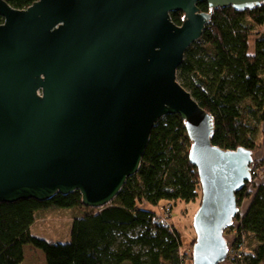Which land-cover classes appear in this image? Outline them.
<instances>
[{
	"label": "water",
	"instance_id": "1",
	"mask_svg": "<svg viewBox=\"0 0 264 264\" xmlns=\"http://www.w3.org/2000/svg\"><path fill=\"white\" fill-rule=\"evenodd\" d=\"M264 0H0V203L78 191L110 204L136 174L158 120L180 115L191 140L200 205L192 264L227 259L235 192L251 180L252 151L211 143L213 117L177 79L210 14ZM182 12L175 24L170 14Z\"/></svg>",
	"mask_w": 264,
	"mask_h": 264
},
{
	"label": "trees",
	"instance_id": "2",
	"mask_svg": "<svg viewBox=\"0 0 264 264\" xmlns=\"http://www.w3.org/2000/svg\"><path fill=\"white\" fill-rule=\"evenodd\" d=\"M5 1L26 9L37 0ZM197 6L210 14V20L200 39L187 49L177 79L212 115L214 146L246 147L253 152L257 125L264 122V2L243 10L211 9L205 1ZM170 16L175 24H182V12ZM252 35L253 53L249 50ZM191 145L180 115L169 114L153 127L138 172L105 207L84 206L78 191L58 193L47 201L0 203V264H23L25 245L40 249L45 264H192V252H180L181 235L175 226L164 227L156 212L145 208L201 201L197 168L189 162ZM262 167L264 157L254 158L251 169ZM256 176L235 192L238 208L248 198L250 203L243 213L238 209L224 230L235 234L233 246L243 237L250 239L247 251L234 258L235 264H264V183L256 186ZM48 207L80 211L69 241H48L31 234V225Z\"/></svg>",
	"mask_w": 264,
	"mask_h": 264
},
{
	"label": "rangeland",
	"instance_id": "3",
	"mask_svg": "<svg viewBox=\"0 0 264 264\" xmlns=\"http://www.w3.org/2000/svg\"><path fill=\"white\" fill-rule=\"evenodd\" d=\"M253 35L250 36L252 41ZM251 43V42H250ZM258 132L255 136L256 148L253 150V158L262 159L264 157V122L257 125ZM258 174L254 179L256 186H259L264 183V168L257 170ZM248 204L250 199H246ZM200 199H197L195 202L185 203L177 202L173 207L169 204L171 210L169 213L168 222L175 226L181 235L182 246L180 249L181 253H191L192 247L191 243L196 238V233L193 228V216L198 209ZM160 207L156 214H161L163 209L166 207ZM239 209L242 211V206L240 205ZM240 211V210H239ZM240 211V212H241ZM76 212H80L75 208H59V207H48L44 208L35 222L30 227V232L33 236L42 238L48 241L56 242H67L70 239L71 226L74 218L76 217ZM233 232H225V240H227L228 252L227 259L220 264H235L234 259L230 257V251L238 250L240 253L242 251H247L248 243L250 242L249 238H242L238 245L233 246L232 242L236 239ZM231 242V245L229 243ZM24 252V261L23 264H45V257L43 252L40 249H36L31 245H25L23 247ZM192 254V253H191Z\"/></svg>",
	"mask_w": 264,
	"mask_h": 264
},
{
	"label": "built area",
	"instance_id": "4",
	"mask_svg": "<svg viewBox=\"0 0 264 264\" xmlns=\"http://www.w3.org/2000/svg\"><path fill=\"white\" fill-rule=\"evenodd\" d=\"M250 174H251V177L252 176H255V175H257V171H253L252 169H251V171H250ZM170 210H171V208H170V206H166L164 209H163V212L161 213V214H158L157 216H158V222L160 223V224H162L164 227H167V228H169V227H171V224L168 222V218H169V213H170ZM230 257L231 258H240L241 256H240V252L238 251V250H233V249H231V251H230Z\"/></svg>",
	"mask_w": 264,
	"mask_h": 264
},
{
	"label": "crops",
	"instance_id": "5",
	"mask_svg": "<svg viewBox=\"0 0 264 264\" xmlns=\"http://www.w3.org/2000/svg\"><path fill=\"white\" fill-rule=\"evenodd\" d=\"M254 39H255V37H253V39L251 41L250 38H249V50H250L251 53H253V51H254ZM248 205L249 204H248V201L247 200H244L241 203L242 211H241V209H239L241 211V213H243L248 208ZM145 208L148 209V210H152L154 212H157L159 210V208H156V207H153V206H149V205H145ZM231 234H233V233H231Z\"/></svg>",
	"mask_w": 264,
	"mask_h": 264
}]
</instances>
